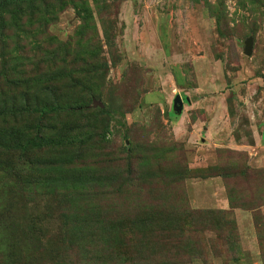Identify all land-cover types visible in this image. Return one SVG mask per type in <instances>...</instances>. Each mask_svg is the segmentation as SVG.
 Here are the masks:
<instances>
[{"label":"rangeland","instance_id":"1","mask_svg":"<svg viewBox=\"0 0 264 264\" xmlns=\"http://www.w3.org/2000/svg\"><path fill=\"white\" fill-rule=\"evenodd\" d=\"M50 4L52 11H26L18 34L0 36V126L11 118L15 129L33 124L37 114H21L39 101L65 106L81 96L67 88L64 58L81 68L78 56L95 49L109 64L99 75V108L52 114L46 124L55 135L65 125L86 127L90 142L75 162L96 173L66 198L44 188L23 193L18 184L48 173L50 151L27 164L16 151L0 157L8 162L0 168V221L21 224L12 248L10 236L0 241V264H9V251L13 264H264V177L241 175L249 166L264 170V144L254 143L264 132V0ZM250 36L254 50L246 56ZM177 95L180 114L173 110ZM4 104L16 110L5 114ZM31 163L39 169L24 173ZM231 194L261 206L231 209ZM8 201L12 209L4 212ZM173 209L176 218L188 211L196 222L164 221ZM74 212L92 236L70 241L63 214ZM113 254L121 257L115 262Z\"/></svg>","mask_w":264,"mask_h":264},{"label":"trees","instance_id":"2","mask_svg":"<svg viewBox=\"0 0 264 264\" xmlns=\"http://www.w3.org/2000/svg\"><path fill=\"white\" fill-rule=\"evenodd\" d=\"M47 3L48 0H0V36H5L4 38H7V30H13L14 32L17 31L18 34L21 31L20 27L23 25H20L22 16L26 11H32L33 9L37 10V8L40 9L43 7H46L47 11H52L54 8V4H50L51 6L49 7L47 6ZM92 18L93 17L89 14H86L83 17L87 24L91 22ZM29 22H31V20H29L28 23ZM90 43L91 40H88V44ZM66 52L67 56L71 55L72 53L71 50H68ZM100 57L101 56L99 53L95 54V49H89L81 52V56H78V59H80L82 64H84V66H81V68L68 64V61L66 60L67 57L64 58L65 65L62 68V76L65 81L67 79L69 83L67 88L70 91L76 89V94L81 93V96L75 95V97L68 99L65 106H62L60 104H53L52 106H50L51 104L40 101L37 102L36 105L34 104L32 106H28V109L25 113L20 112L23 113L21 115L29 116L37 114L38 120H36L33 124L28 123L24 126H21L20 129L22 130L13 128V125H11L12 118L8 122L5 121L3 126H0V157L9 154L10 151H16L18 153V163L27 164V160L31 159L32 156L41 155L45 151H50V154H48L47 156H52V161L49 164L50 166L47 167L44 164V171H48L46 175H43L41 172L37 173L35 176L32 175L33 181H30L29 179L16 186V188L24 190L23 193H28V190L37 191L40 188H44L46 191H49L48 193H57L58 195L62 197L65 196L66 198L67 191L71 189L77 190L79 188H82L84 184L89 186L92 184L94 180L93 176L96 172H93V169H91L90 167L87 168L86 166H77L75 162L77 154L82 151L83 146L90 142L89 138H87L83 134L86 130V127L79 126V131L77 132V130H75V124L73 126L65 125L61 127L59 134L55 135L48 134L50 128L46 123H48L50 115L52 114L70 115L78 111L83 112L84 109L88 106L89 108H92L91 110L87 111L93 113L95 98L101 84L99 75L101 73L105 75V71L107 72L109 67L107 60H105L104 58L101 59ZM75 61L77 62V58L75 59ZM0 92L1 98L5 93L2 85H0ZM85 94L88 95V98L85 96ZM2 107L3 109H6V111H4L5 114H8L10 110H16L13 104L11 105V108L9 104H4ZM95 108L99 107L97 106ZM7 139H9L8 143H6ZM44 159L45 157H41L40 161H47ZM7 165L8 162L2 161L0 168L6 169ZM32 165V168H28V165H26L25 169H28L25 170L24 173H33V170H35V168H37L38 166H35V163ZM241 175H243L247 179H249V177L251 176H256L258 178H255L259 179V177H264V170H256L249 166L241 173ZM227 176H231V174H227ZM228 201L231 209L249 207L247 209L255 210L261 206L259 205L257 207L254 202L249 203V200L247 203L246 200L238 203L237 200L232 197V194L228 198ZM12 202L13 201H8V206L3 210L4 212H8L10 211V209H12V207H10V204ZM69 202H71V200H69ZM73 209L76 210L77 206H74ZM189 211L195 213L193 212L194 210H191L190 207ZM220 211V213H223L225 211L230 212V210L227 209H220ZM175 212V209L171 210L164 221H168L170 224H176L175 226L178 227L191 226L196 222L194 216L188 211H185L181 217L177 215V218ZM63 215L66 219L70 220L67 225L71 229V233L68 229L70 241H76V238L78 236L93 235L90 234L93 230L90 231L87 225H83L81 222H79L78 218H80V216L77 212H74L73 215H68L65 213ZM71 218H73V220H71ZM1 222L2 221H0V223ZM147 222H145V224H141L137 229L142 231L143 229H146ZM130 225L132 226L131 223ZM0 227L4 229V233L0 235V241L2 239H5L6 235L10 236V239H12L10 242V248H12L14 243V236L16 235V233L21 232V229H19L21 227V224H19L18 222H12V224L10 225L9 222H3L0 224ZM28 230H30L29 224L22 228V232H26ZM114 231H112V233ZM108 243L109 242H107V244ZM81 247H85L84 244H82ZM113 249H117V246L113 245ZM82 252L88 255L91 250L83 248ZM7 256V263L13 264V262L16 261V255L14 252L9 251ZM120 257L121 256L117 254L113 258L116 262V260H118V258Z\"/></svg>","mask_w":264,"mask_h":264},{"label":"water","instance_id":"3","mask_svg":"<svg viewBox=\"0 0 264 264\" xmlns=\"http://www.w3.org/2000/svg\"><path fill=\"white\" fill-rule=\"evenodd\" d=\"M254 50V37L250 36L244 41V54L246 56H252ZM183 99L181 95H177L174 99L173 110L180 114L183 111Z\"/></svg>","mask_w":264,"mask_h":264},{"label":"crops","instance_id":"4","mask_svg":"<svg viewBox=\"0 0 264 264\" xmlns=\"http://www.w3.org/2000/svg\"><path fill=\"white\" fill-rule=\"evenodd\" d=\"M264 127V125H263ZM259 135V136H258ZM254 143L259 146V144H264V132L262 134H260L258 132V134L255 133V140Z\"/></svg>","mask_w":264,"mask_h":264}]
</instances>
